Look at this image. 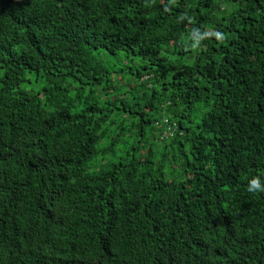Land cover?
<instances>
[{
    "label": "trees",
    "instance_id": "16d2710c",
    "mask_svg": "<svg viewBox=\"0 0 264 264\" xmlns=\"http://www.w3.org/2000/svg\"><path fill=\"white\" fill-rule=\"evenodd\" d=\"M253 180L264 0H0V264H264Z\"/></svg>",
    "mask_w": 264,
    "mask_h": 264
},
{
    "label": "clouds",
    "instance_id": "9594fccd",
    "mask_svg": "<svg viewBox=\"0 0 264 264\" xmlns=\"http://www.w3.org/2000/svg\"><path fill=\"white\" fill-rule=\"evenodd\" d=\"M217 39L220 40L221 42H223V40L225 39L223 34H217ZM264 191V187H261L259 184L258 180H253L250 184V188L249 191Z\"/></svg>",
    "mask_w": 264,
    "mask_h": 264
}]
</instances>
